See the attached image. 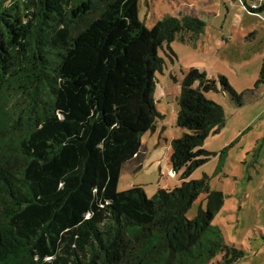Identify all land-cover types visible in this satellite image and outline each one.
<instances>
[{
	"label": "trees",
	"instance_id": "1",
	"mask_svg": "<svg viewBox=\"0 0 264 264\" xmlns=\"http://www.w3.org/2000/svg\"><path fill=\"white\" fill-rule=\"evenodd\" d=\"M264 9V4L258 10ZM138 0L0 3V264H230L243 252L211 224L223 193L187 180L210 156L204 139L224 126L205 93L224 76L190 68L181 81L171 170L181 183L148 197L118 189L141 136L156 128V72L177 36L205 22L193 13L138 23ZM264 82L262 58L258 86ZM205 193L206 207L187 211ZM221 259L212 262L216 254Z\"/></svg>",
	"mask_w": 264,
	"mask_h": 264
},
{
	"label": "rangeland",
	"instance_id": "2",
	"mask_svg": "<svg viewBox=\"0 0 264 264\" xmlns=\"http://www.w3.org/2000/svg\"><path fill=\"white\" fill-rule=\"evenodd\" d=\"M1 2L6 5L9 0ZM209 4L203 0H138V23L152 27L165 15L193 13L205 22L206 34L195 44L189 40L190 33L182 35L184 41L177 36L170 44L175 53L172 57L166 47L159 49L164 67L162 72L155 73L152 93L159 113L157 128L142 134L141 142L147 149L144 165L130 171L128 166L135 162L127 164L121 171L118 189L142 184L150 198L158 188L171 189L181 183L180 172L170 175L168 171L171 140L187 131L176 123L181 81L190 68L205 71L210 79L226 77L237 93L244 94V103L236 105L219 84L216 90L205 93L223 107L225 123L204 139L201 148L210 153L209 159L187 180L206 176L209 190L223 193V204L211 224L220 231L225 243L243 252L241 258L230 264H264V82L255 85L264 57V42L252 40L249 35L221 34L219 27L225 9ZM217 40L220 42L216 43ZM157 157L159 161L151 163ZM205 197V193L200 194L187 211V218L192 219L200 209H205ZM220 259L218 253L212 262Z\"/></svg>",
	"mask_w": 264,
	"mask_h": 264
},
{
	"label": "crops",
	"instance_id": "3",
	"mask_svg": "<svg viewBox=\"0 0 264 264\" xmlns=\"http://www.w3.org/2000/svg\"><path fill=\"white\" fill-rule=\"evenodd\" d=\"M254 0H203L204 4H209V7L214 6H223L224 11L226 14L224 15L223 20L220 23V33L221 34H227L230 37L233 35H236L238 37H241L240 35H249V37L252 40H260L264 42V9L257 10L256 14L249 13L246 10V6ZM206 6V5H205ZM204 12V11H202ZM222 12V11H221ZM230 17V19H229ZM206 34V24H205V30L202 35L199 36V38L192 43L195 44L197 41L201 39ZM220 41H216V43H219ZM264 54V50H263ZM157 128V127H156ZM146 147L141 146L138 154H136L132 159L128 160L123 168L127 164H131V162H135L133 165H129L128 168H130V171H134L137 168L143 167V156L146 154ZM170 156V153H169ZM159 157L153 159L151 163L158 162ZM170 164V161L168 162ZM171 167V166H169ZM122 168V169H123ZM159 171L162 172V169L159 167ZM169 174L172 175L173 171L170 169L168 170ZM138 186H142V184H136ZM133 184V186H136ZM132 186V187H133Z\"/></svg>",
	"mask_w": 264,
	"mask_h": 264
},
{
	"label": "built area",
	"instance_id": "4",
	"mask_svg": "<svg viewBox=\"0 0 264 264\" xmlns=\"http://www.w3.org/2000/svg\"><path fill=\"white\" fill-rule=\"evenodd\" d=\"M264 4V0H254V1H251L248 6H246V10L249 12V13H252V14H256V11L258 10V8H260L262 5Z\"/></svg>",
	"mask_w": 264,
	"mask_h": 264
}]
</instances>
